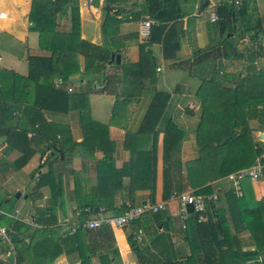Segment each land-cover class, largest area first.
Instances as JSON below:
<instances>
[{
    "label": "crops",
    "instance_id": "1",
    "mask_svg": "<svg viewBox=\"0 0 264 264\" xmlns=\"http://www.w3.org/2000/svg\"><path fill=\"white\" fill-rule=\"evenodd\" d=\"M93 1L98 5H92ZM108 1L111 7L106 6V0H89V4L86 0H78L80 37L95 47H106L110 51V60L112 55L119 56V68L116 69L115 61L109 60L103 74L96 75L93 81L79 73L62 84L66 90H71L67 91L69 94L87 96V123L78 108L66 114L47 115V120L66 125L76 144L74 151L66 154V162L55 165L57 169L49 177L50 182L59 183L60 195L56 201L51 197V183L35 191L37 177L47 173V167L41 168L34 178L30 177L44 163L50 149L44 143L38 146L33 143L35 155L26 165L16 169L12 164L19 152L8 149V140L0 135V227L7 232V240L0 236V264H19L17 255L22 257L20 264H137L127 242L131 233L129 226L89 233L71 231L72 226L80 222V216L86 217L85 222L116 216L106 207H99L94 213L82 209L84 197L96 192L113 200L115 209L123 205L164 203L165 212L174 219L169 233L172 251L176 258L184 259L190 254L182 231L189 214L185 211V218L181 217L183 212L178 197L195 190L189 185L185 164L200 157L196 129L202 100L206 96L211 98V104L217 103V99L220 104L222 100L218 95L221 92L233 95L238 91L239 108L246 111L248 99H264V0H234L236 12L225 23L220 17L225 12L218 10L223 3L207 0L204 11L214 28L207 25L201 13L197 14L199 0L187 4L186 7L193 10L178 25L180 49L172 61L163 58L160 44L149 46L147 39L142 38L144 23L153 24L146 16L119 25L117 35L108 39L109 44L105 45L101 35L105 12L113 14L118 8L138 12L142 4V0ZM17 2L7 0L10 9H0V13H6L5 19L0 18V68L26 77L29 57L48 58L51 53L39 48L38 33L30 30L31 1L25 0L23 6ZM212 9L217 22L210 21ZM122 16L131 17V13H122ZM20 18H23L21 25L17 23ZM57 24L58 31L70 32V15L58 17ZM84 60L83 56L79 58L81 72ZM256 109L258 113L264 110L261 105ZM245 121L252 141L264 147V140L260 139L264 134L261 129L264 123L257 118ZM170 127L175 129L168 134ZM165 141H173L177 152L173 157L172 173L175 189L167 201L162 196ZM141 151H152L154 155L152 189L143 176L133 181L134 172L126 173V167ZM59 155L62 158L63 153ZM230 175L208 185L212 196L218 200V207L225 208V193L233 188ZM25 177L29 178L27 186H24ZM243 189L249 204L264 199L262 177L247 181ZM17 191L21 194L19 199L14 196ZM3 217L16 220L18 224L5 222ZM23 225L28 228L23 229ZM19 227L23 233L19 235V242L13 243L9 233L17 235ZM154 229V224L141 227L135 234L136 241L141 246L148 244L149 234ZM161 231L162 226L158 228V232ZM67 233H75L77 242L66 250L60 241L66 239ZM239 239L243 251L255 249L248 232L241 233Z\"/></svg>",
    "mask_w": 264,
    "mask_h": 264
},
{
    "label": "trees",
    "instance_id": "2",
    "mask_svg": "<svg viewBox=\"0 0 264 264\" xmlns=\"http://www.w3.org/2000/svg\"><path fill=\"white\" fill-rule=\"evenodd\" d=\"M192 1L195 0L186 2L142 0L138 12H127L124 8H118L113 14L111 11L105 12L106 16L101 25L103 42L105 45L109 44L108 39L117 35L119 25L122 23L139 21L141 16H146L153 21L149 28L147 44L149 46L160 44L163 58L172 61L180 49L181 31L178 25L191 14L193 8L189 10L186 5ZM216 1L223 3L218 10L225 12L220 14L225 23L227 18L236 12L234 0L229 3H224L227 0ZM92 5L97 6V1H93ZM106 6L111 7V2L106 0ZM122 13H131V17L122 16ZM68 15L72 21L71 31L67 33L58 31L57 18ZM29 20L32 24L30 30L38 33L39 48L50 52L51 55L48 58L29 57L26 77L0 68V135H4L8 140V149L19 152V157L12 164L16 169L26 165L35 155L36 152L31 146L33 143L36 146L44 143L45 147L50 149L51 153L47 155L44 163L31 173L30 177L34 178L41 168L47 167V173L37 177L35 191L51 183V197L56 201L60 195L59 183L50 182L49 177L54 175L57 169L55 165L66 162V154L74 151L76 144L72 140L69 128L48 121L47 115L66 114L78 108L86 117V123L88 122L87 96L69 94L65 86H58V82L65 85L71 76L79 73L93 81L96 75L103 74L104 65L110 60V51L106 47H95L81 40L78 0H33ZM81 56L85 58L83 72L79 62ZM237 92L233 95L230 93L224 95L221 92L218 95L222 100L220 104L218 99L217 103L211 104V98L206 96L202 100L200 121L196 129L200 157L185 164L189 185L195 189L193 192L195 195L212 196L209 183L248 169L257 163L263 168L264 179V147L252 141L250 128L245 121L257 118L261 124L264 123V110L258 113L256 109L259 105L264 109V99H248L247 110L243 111L238 105ZM161 114L162 110L158 112L156 121ZM174 129L170 127L168 134ZM237 129H240V132H236ZM261 129L264 131L263 127ZM102 131L105 129L102 128ZM28 133H35V137L28 138ZM172 143L173 141L164 143L162 195L164 201L173 195L175 189L172 173L173 157L177 152ZM60 152L63 153L62 158ZM153 156L152 151H141L126 167V173L129 175L130 170L134 172L131 176L133 181L143 176L145 182L149 184V189L153 188L154 183ZM247 181L249 180L245 179L241 184L240 197L233 188L225 193V208L217 206V199L207 201L204 221L198 222L196 213L186 216L182 231L186 235L190 254L184 259L176 258L172 251L169 233L173 229L174 219L165 211L145 215L144 219H138L130 224L131 233L127 236V242L137 264H264V199L249 204L250 200H247L243 189ZM99 207L112 209L116 216L122 215L126 208L124 205L118 209L113 208L114 201L99 196L97 192L84 197L82 209L94 213ZM85 218L80 216V222L74 224L71 231L84 233L92 231L85 227ZM3 219L18 224L16 220L7 217ZM151 224L155 225V229L149 234L148 244L141 246L136 241L135 234L141 227ZM160 226L162 231L158 232ZM22 228H18L17 235L9 233L13 243L19 242V235L26 229ZM246 232L250 234L252 244L255 246L252 251L242 250L239 236ZM76 238L75 233L72 235L67 233L66 239L62 240L63 243L60 241V245L67 250L72 243L76 244ZM17 262L19 264L22 262L19 255Z\"/></svg>",
    "mask_w": 264,
    "mask_h": 264
},
{
    "label": "built area",
    "instance_id": "3",
    "mask_svg": "<svg viewBox=\"0 0 264 264\" xmlns=\"http://www.w3.org/2000/svg\"><path fill=\"white\" fill-rule=\"evenodd\" d=\"M0 18L5 19L6 13L1 12ZM218 18L215 14V11L211 10V16L210 21L211 22H217ZM151 23L145 22L144 23V30L142 31V38L147 39L149 36V28ZM157 71H160L158 68ZM62 83L58 82V86H61ZM68 92L71 90L68 89ZM50 121V120H48ZM28 138L33 139L35 137V133H28ZM263 168L260 164L254 165L253 167L238 171L232 175H230V180L233 184V189L237 196H241V187L240 182L248 179L251 181H255L263 176L262 172ZM209 200H216L215 196L206 197L203 195H195L193 193H184L180 194L178 197V203L180 210L183 212L181 214L182 218H185V211L187 205H192L194 213L198 214V222L205 220V211H206V202ZM166 205L164 203L159 204H144L141 206H132V205H126V208L122 215L115 216V217H107V218H101L99 220H92L85 223V227L87 229L96 230L101 227H109V228H117V229H123L124 227L129 226L136 220H138L140 217H143L144 215H151L156 214L161 211H165ZM0 236L3 237L5 240H7V232L6 229L0 227ZM12 264H17L16 262H13Z\"/></svg>",
    "mask_w": 264,
    "mask_h": 264
},
{
    "label": "water",
    "instance_id": "4",
    "mask_svg": "<svg viewBox=\"0 0 264 264\" xmlns=\"http://www.w3.org/2000/svg\"><path fill=\"white\" fill-rule=\"evenodd\" d=\"M86 1L89 4V0H86ZM207 6H208V1L207 0H199L197 14L202 13L204 11V8L207 7ZM110 61L111 62L115 61V67H116V69L119 68V64H120L119 56H113L112 55ZM260 139H263L264 140V134H261L260 135ZM20 196H21V194L19 192L15 194V198L16 199H19ZM186 213L189 214V215L194 213V210H193V206L192 205H187L186 206Z\"/></svg>",
    "mask_w": 264,
    "mask_h": 264
},
{
    "label": "rangeland",
    "instance_id": "5",
    "mask_svg": "<svg viewBox=\"0 0 264 264\" xmlns=\"http://www.w3.org/2000/svg\"><path fill=\"white\" fill-rule=\"evenodd\" d=\"M16 1H18L17 3H21L22 4V6L24 5V1L25 0H16ZM31 1V2H30ZM29 2H30V6H31V8H30V11H29V14H28V17H30V12H31V10H32V2H33V0H29ZM19 8V7H18ZM108 8V7H107ZM0 9H6V10H9L10 8H9V6L7 5V0H0ZM106 9V8H105ZM18 11L20 10V9H17ZM36 16V15H35ZM201 16H202V19L203 20H205L206 21V23H207V25L210 27V28H214L215 26L214 25H211V24H209L208 23V20H209V18H208V13L206 12V11H204L203 13H201ZM22 20H23V18H20V19H18L17 20V23L19 24V25H21V22H22ZM4 65V63H2L1 64V66H3ZM17 69H18V66H17ZM27 180H29V178H27L26 179V177H25V185L24 186H27ZM16 193H18V191L17 192H15V194ZM15 194H14V196H15ZM24 227H27V226H25V225H23V228ZM128 227V226H127ZM127 227H124V228H127ZM28 228V227H27ZM62 233V232H61Z\"/></svg>",
    "mask_w": 264,
    "mask_h": 264
}]
</instances>
